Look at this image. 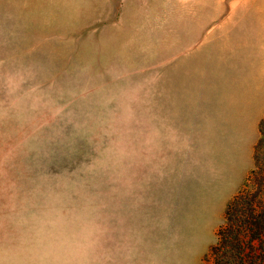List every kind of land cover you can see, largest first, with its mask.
Wrapping results in <instances>:
<instances>
[{
  "label": "rangeland",
  "instance_id": "1",
  "mask_svg": "<svg viewBox=\"0 0 264 264\" xmlns=\"http://www.w3.org/2000/svg\"><path fill=\"white\" fill-rule=\"evenodd\" d=\"M262 23L264 0H0V264H206L253 188Z\"/></svg>",
  "mask_w": 264,
  "mask_h": 264
},
{
  "label": "trees",
  "instance_id": "2",
  "mask_svg": "<svg viewBox=\"0 0 264 264\" xmlns=\"http://www.w3.org/2000/svg\"><path fill=\"white\" fill-rule=\"evenodd\" d=\"M256 146L253 188L240 191L230 201L218 240L206 264H264V118Z\"/></svg>",
  "mask_w": 264,
  "mask_h": 264
},
{
  "label": "crops",
  "instance_id": "3",
  "mask_svg": "<svg viewBox=\"0 0 264 264\" xmlns=\"http://www.w3.org/2000/svg\"><path fill=\"white\" fill-rule=\"evenodd\" d=\"M254 22L256 25L258 24L257 21H254ZM262 24H264V23H262ZM253 31H264V25H261V26L254 28Z\"/></svg>",
  "mask_w": 264,
  "mask_h": 264
}]
</instances>
